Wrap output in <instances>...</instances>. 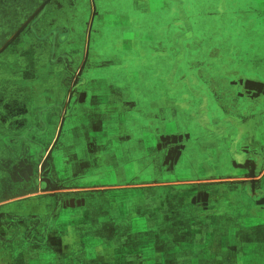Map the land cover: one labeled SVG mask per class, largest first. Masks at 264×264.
I'll use <instances>...</instances> for the list:
<instances>
[{
    "label": "rangeland",
    "instance_id": "374dc122",
    "mask_svg": "<svg viewBox=\"0 0 264 264\" xmlns=\"http://www.w3.org/2000/svg\"><path fill=\"white\" fill-rule=\"evenodd\" d=\"M137 1L0 0V264H264V0Z\"/></svg>",
    "mask_w": 264,
    "mask_h": 264
},
{
    "label": "crops",
    "instance_id": "0c3cea01",
    "mask_svg": "<svg viewBox=\"0 0 264 264\" xmlns=\"http://www.w3.org/2000/svg\"><path fill=\"white\" fill-rule=\"evenodd\" d=\"M79 1L80 2H84L85 0H79ZM97 2H98L99 5H96V0H93V4H94L93 5V7H94V9H93V19L97 18V17H99L100 20L102 18H117V19L125 18L124 16H121L123 13H119V15H113L112 13L113 12H117V11H121L123 9L128 10V8L130 6L133 9L132 11L134 12L133 13L134 20H136V18H137V17H135V16H137L136 13L145 14V18L148 17V16L146 17L147 11L141 10V7L139 5H135V3L138 2L137 0H132V1L131 0H97ZM89 4H91L90 0H89ZM112 5L118 6V7H116L114 9V8H111ZM90 13H91V11H90V8H89V12H88V16H87L88 20L90 18ZM140 19H142V18H140ZM145 22L147 24H143ZM92 23H93V20H92ZM140 24H141V26L136 25V27H140V29H141L143 26H147L148 22L146 21V19L144 21L142 19V22ZM113 26L115 28H117V29L121 28V26L119 24H117V22L116 23L113 22ZM70 33L73 34V31H70ZM33 174H34V171L31 170V174L27 178H24L21 175V173H19V174L18 173H12L11 175H12L14 181H19V176H20V178L26 179V182H27V181H29V179H31V177H33Z\"/></svg>",
    "mask_w": 264,
    "mask_h": 264
},
{
    "label": "flooded vegetation",
    "instance_id": "af4514ba",
    "mask_svg": "<svg viewBox=\"0 0 264 264\" xmlns=\"http://www.w3.org/2000/svg\"><path fill=\"white\" fill-rule=\"evenodd\" d=\"M172 2H173V4H175V3H176V0H172ZM180 12H181V11H180ZM180 12H179V13L177 12V15L181 17ZM183 16H184V14H183ZM99 20H100L99 17L94 18V19H93V23H94V21H95V22H97V23L99 24ZM93 23H92V25H93ZM187 35H189V33H187V34L184 35V36H187ZM184 150H185V149H184ZM181 156H182V155H181ZM245 161H247V160H245ZM245 161H242L241 163H244ZM237 162H238V161H237ZM239 162H240V161H239Z\"/></svg>",
    "mask_w": 264,
    "mask_h": 264
}]
</instances>
